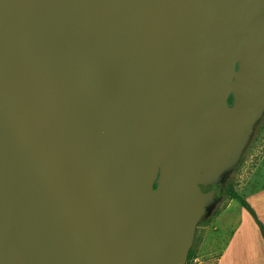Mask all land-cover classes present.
<instances>
[{
  "label": "water",
  "instance_id": "water-1",
  "mask_svg": "<svg viewBox=\"0 0 264 264\" xmlns=\"http://www.w3.org/2000/svg\"><path fill=\"white\" fill-rule=\"evenodd\" d=\"M263 113L264 0H0V264H185Z\"/></svg>",
  "mask_w": 264,
  "mask_h": 264
},
{
  "label": "rangeland",
  "instance_id": "rangeland-1",
  "mask_svg": "<svg viewBox=\"0 0 264 264\" xmlns=\"http://www.w3.org/2000/svg\"><path fill=\"white\" fill-rule=\"evenodd\" d=\"M225 178L220 185V201L216 203L210 214L202 217L197 223L193 242L189 249L191 257L188 262L186 260L187 264H214V256L219 251L217 242L220 239L215 237L218 230L226 232L233 228L243 233L246 232L244 235L250 237L256 234L264 247V238L261 234L262 224L259 221L256 222L250 213L239 205L237 200L230 199L223 193L225 187L232 184L233 188L245 198L247 194L264 185V113L255 123L252 135L244 147L239 161L228 171Z\"/></svg>",
  "mask_w": 264,
  "mask_h": 264
},
{
  "label": "crops",
  "instance_id": "crops-1",
  "mask_svg": "<svg viewBox=\"0 0 264 264\" xmlns=\"http://www.w3.org/2000/svg\"><path fill=\"white\" fill-rule=\"evenodd\" d=\"M244 199L254 214L246 210L264 228V185L259 186L254 192L247 194ZM239 205L243 207L240 203ZM245 233L233 228L228 231L226 230V232L225 230H218L215 237L220 239V243L217 242L219 244V248L217 247L219 251L214 256V264H264V247L262 242L256 234L250 237L244 235Z\"/></svg>",
  "mask_w": 264,
  "mask_h": 264
},
{
  "label": "trees",
  "instance_id": "trees-1",
  "mask_svg": "<svg viewBox=\"0 0 264 264\" xmlns=\"http://www.w3.org/2000/svg\"><path fill=\"white\" fill-rule=\"evenodd\" d=\"M232 100V95L229 97V102ZM227 172L224 174V180L226 179L225 176H227ZM226 196H228L230 199L237 200L245 209H247L250 213L254 214L253 210L249 206V204L246 202V200L233 188L232 184H228L223 192ZM261 226V225H260ZM261 234L264 238V229L261 226ZM191 257V253L189 252L187 262ZM187 264V263H186Z\"/></svg>",
  "mask_w": 264,
  "mask_h": 264
},
{
  "label": "flooded vegetation",
  "instance_id": "flooded-vegetation-1",
  "mask_svg": "<svg viewBox=\"0 0 264 264\" xmlns=\"http://www.w3.org/2000/svg\"><path fill=\"white\" fill-rule=\"evenodd\" d=\"M221 184H222V183H221ZM221 184H220V185H221ZM207 188H209V187H207ZM219 190H220V186L217 187V191H216V196H217V197L220 196V194H219Z\"/></svg>",
  "mask_w": 264,
  "mask_h": 264
}]
</instances>
